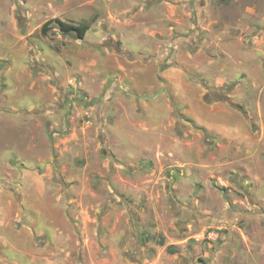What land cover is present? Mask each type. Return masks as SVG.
<instances>
[{
  "label": "rangeland",
  "instance_id": "374dc122",
  "mask_svg": "<svg viewBox=\"0 0 264 264\" xmlns=\"http://www.w3.org/2000/svg\"><path fill=\"white\" fill-rule=\"evenodd\" d=\"M0 264H264V0H0Z\"/></svg>",
  "mask_w": 264,
  "mask_h": 264
},
{
  "label": "trees",
  "instance_id": "16d2710c",
  "mask_svg": "<svg viewBox=\"0 0 264 264\" xmlns=\"http://www.w3.org/2000/svg\"><path fill=\"white\" fill-rule=\"evenodd\" d=\"M49 25L58 28V30L64 34H74L78 39H83L86 32L88 31V26L86 24H73L61 21L59 19H53L51 21L46 22L41 27V32L43 34L48 31Z\"/></svg>",
  "mask_w": 264,
  "mask_h": 264
}]
</instances>
